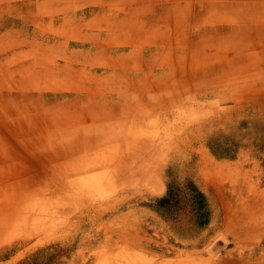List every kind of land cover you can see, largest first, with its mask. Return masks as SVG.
<instances>
[{
  "label": "rangeland",
  "instance_id": "rangeland-1",
  "mask_svg": "<svg viewBox=\"0 0 264 264\" xmlns=\"http://www.w3.org/2000/svg\"><path fill=\"white\" fill-rule=\"evenodd\" d=\"M138 7L134 0H0V41L8 39L2 32L9 31L11 36L18 32L9 37L24 50L21 54L12 47L13 53L0 52V97L16 108L7 119H0V190L17 180L16 176L10 179L11 174L22 173L34 179L45 176L36 182L37 194L29 201H48L57 187L48 179L50 175L44 174L46 169L53 170L50 158L55 152L41 146L47 135L44 120L48 118L40 96L46 88L34 79L39 68L34 66L35 56L42 51L41 44L69 42L70 49L98 53L101 59L107 52L98 46L118 41L120 36L143 45L140 41L148 34H140L141 22L132 15ZM204 7L200 3L198 9L189 11L197 14ZM180 9L188 10L186 6ZM149 15L159 21L167 14L157 9ZM160 22L153 26L159 27ZM189 23L192 27L197 24L195 16L182 22L179 33L188 32L185 25ZM144 24L152 25L150 21ZM55 26L72 31L73 37L59 38ZM163 40L167 41L156 44L158 49L175 44L174 39ZM132 50V46L113 47L112 53L122 56ZM49 52L65 56L64 48L56 46ZM176 56L161 51L159 56L137 53L127 60L138 75H162L164 70L151 69L152 62L170 63L175 70L161 92H149L145 80L134 85L137 91L142 88L147 101H157L154 112L162 115L145 125L146 137L139 143V152L149 161L139 164V176L122 184L97 183L98 206L90 212L63 215L52 225L51 221L46 224V229L32 231L29 237L9 235L1 239L0 264H106L113 248L126 249L122 242L109 246L121 233L130 235L131 247L136 250L131 254L133 264H264V66L239 74L243 63H234L225 72L228 76L218 77L217 83L202 75L186 88L180 81L196 67L187 56ZM125 61L123 73L128 74ZM89 63L102 65L98 59ZM97 71L105 75L109 69L92 70ZM128 80L123 78L124 83ZM176 81L178 87L174 89L171 83ZM197 85L206 93L196 90ZM163 92L182 98L165 107L157 95ZM19 119L27 126H21ZM221 168L229 174L222 188L213 185L222 175L217 174ZM190 183L204 194V200L195 202Z\"/></svg>",
  "mask_w": 264,
  "mask_h": 264
},
{
  "label": "bare ground",
  "instance_id": "bare-ground-1",
  "mask_svg": "<svg viewBox=\"0 0 264 264\" xmlns=\"http://www.w3.org/2000/svg\"><path fill=\"white\" fill-rule=\"evenodd\" d=\"M134 1L136 4L139 3V7L133 11L132 15H136L133 18L141 22L140 34H148L144 41L140 39V43L143 42V45L138 44L140 52H137V44L135 45L132 38L126 35L118 37V41L98 46L100 51L107 52L103 54V59L98 53L70 49L69 42L66 44L55 40L41 44L42 51L35 56L34 62V66L41 68L35 71L34 79L46 88L40 92L48 117L44 120L46 140L42 141L41 146L55 152V157L50 158L54 165L53 170L46 169L44 174L50 175L48 179L54 180L57 187L48 196V201L37 200L34 203L29 201L31 200L29 198L32 194L36 196L35 186L39 184L36 182H40L45 176L40 175L34 179L23 173L11 174L10 179L16 176L17 180L4 182L6 183L3 185L4 189L0 190V240L9 235L29 237L32 231L46 229L50 221L52 225L56 218L63 215L76 216L90 212L98 206L96 198L98 194L95 192L97 183L119 181L122 184L139 176L140 169L137 167L144 161H149V157H144L139 152L141 147L139 143L146 137L145 125L150 120L161 118L162 115L154 112L157 101H147L142 96V88L137 91L134 85L138 80H145L149 92L160 91L171 82L170 77L175 76V70L170 63L165 65L162 61L152 62L151 69L164 70L162 75L157 73L148 74L149 76L138 75L135 73L138 72L137 69H131L132 65L130 66L131 62L127 61L128 58L134 57L137 53L148 57L159 56L161 51L178 55L176 56L178 59L187 56L191 65L196 68L187 71L189 74L186 75L185 81H180L182 84L185 83L186 88H191L190 82L202 75H207V80L211 79L212 83H217L218 77L223 79L228 76L225 72H228V68L234 63L236 65L243 63V69L239 74H246L255 67L263 68L264 0ZM200 3L205 6L204 11L197 10V14L189 11ZM183 6L188 10L180 9ZM157 9L165 10L167 14L165 19L155 21L149 15ZM216 10L217 14L214 12ZM193 16L197 24L192 27L189 23L185 25L188 32L179 33L182 22L192 19ZM146 21H150L152 25L144 24ZM154 22H160L161 28L153 26L156 25ZM145 26L148 28L145 29ZM126 27L129 28V25ZM156 27L163 32L165 29V32L160 34ZM54 28L59 38L70 40L69 38L73 37L72 31L65 32L56 26ZM1 35L8 39L0 41V52L13 53L12 47H15L17 53H24L20 47L22 44L17 43V40L12 44L14 38L10 40V37L17 36L18 32H14L12 36L9 31L2 32ZM164 38L174 39L175 44L158 49L156 44L167 41L163 40ZM55 46L59 49L64 48L65 56L51 54L49 51ZM129 46L133 47L129 54L114 56L112 53L113 47ZM253 58L261 61L256 62ZM96 59L102 65L95 66L89 63ZM123 59L130 68L128 74L123 73ZM252 59L254 61H251ZM93 68L109 69V72L101 75L98 71L92 72ZM125 76L129 79L127 83L123 82ZM171 84L174 85V89L178 87V82ZM54 87L66 89H47ZM198 87L199 85L196 90L206 93L205 89ZM160 94L157 93L159 97L161 96V105L165 107L171 102L177 103L182 98L181 95L164 92ZM68 96L71 97L63 100ZM28 109L31 110L30 106ZM15 110L14 104L8 102L4 96L0 97V119H7ZM24 121L19 119L18 123L27 126V122ZM210 166L215 167L213 163ZM217 174L222 175L214 180L213 185L222 188L229 174L224 168L219 169ZM129 183L122 186L125 188L126 185H130ZM26 184L30 187H25ZM40 195L43 197L42 193ZM126 234L121 233L114 244L109 245L113 247L116 242H122L126 249L113 248L106 257V264H133L131 256L136 250L131 247L130 235Z\"/></svg>",
  "mask_w": 264,
  "mask_h": 264
},
{
  "label": "trees",
  "instance_id": "trees-1",
  "mask_svg": "<svg viewBox=\"0 0 264 264\" xmlns=\"http://www.w3.org/2000/svg\"><path fill=\"white\" fill-rule=\"evenodd\" d=\"M190 185L195 192V197H196L195 202L204 200V194L201 191H199L192 183H190Z\"/></svg>",
  "mask_w": 264,
  "mask_h": 264
}]
</instances>
